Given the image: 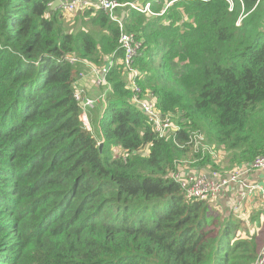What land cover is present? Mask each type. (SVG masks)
<instances>
[{"label": "trees", "instance_id": "trees-1", "mask_svg": "<svg viewBox=\"0 0 264 264\" xmlns=\"http://www.w3.org/2000/svg\"><path fill=\"white\" fill-rule=\"evenodd\" d=\"M114 1L138 75L104 10L66 21L52 0H0V264H252L258 235L186 199L171 174L264 156V0ZM85 63L105 71L99 91L81 81ZM133 81L170 137L133 102ZM76 89L104 96L92 132ZM194 133L226 159L194 152Z\"/></svg>", "mask_w": 264, "mask_h": 264}, {"label": "built area", "instance_id": "built-area-1", "mask_svg": "<svg viewBox=\"0 0 264 264\" xmlns=\"http://www.w3.org/2000/svg\"><path fill=\"white\" fill-rule=\"evenodd\" d=\"M57 0H52L51 6ZM61 2V10L66 13H74L80 7V9L92 8L95 7L97 10H104L109 18L121 27V36L119 44L121 49L125 53L124 64L126 68L132 72L134 75L138 73L132 69L131 65L133 64L138 50L140 48L139 43L136 41L135 36L124 32L123 29V18L122 14L124 10H119L120 5L114 0H58ZM86 6V7H85ZM132 8H137L135 5H132ZM149 6L147 5L144 9H140L143 13L148 11ZM64 60L75 65L79 63V60L74 56H67ZM87 68V73L93 78L95 84L100 86L105 84L107 81L105 79V71L99 70L90 65H84V70ZM81 78L86 77V71L81 72ZM77 93L75 95V100L81 104L82 111L80 113V118L82 122V127L88 131L92 132V126L90 117L88 115L89 111H92L97 107L101 102L104 96L99 98H85L83 99V94L86 93L83 90L76 89ZM140 90H137V94L133 97V102H136L139 105V108L147 115L149 123L152 125L154 131L159 134L161 138L170 137L171 133H174L176 129L175 125L171 122L170 119H162L159 111L156 110L153 103H149L143 98L140 97ZM178 130V129H176ZM203 141L200 133H194L192 137V144L194 149L197 151L200 148L201 142ZM252 170H259L264 173V156L257 157L253 162L241 165L234 169L227 177L222 176L220 173L213 172V177L215 179H210L203 172L198 171L197 169H189L179 164L177 171L171 174V178L180 186L181 191L184 197L188 200L194 201H206L210 202L211 200L217 198L222 191L229 188L231 183L240 184L244 186L243 175L249 173ZM252 264H264V245L258 253L256 259Z\"/></svg>", "mask_w": 264, "mask_h": 264}, {"label": "crops", "instance_id": "crops-1", "mask_svg": "<svg viewBox=\"0 0 264 264\" xmlns=\"http://www.w3.org/2000/svg\"><path fill=\"white\" fill-rule=\"evenodd\" d=\"M83 71L87 72L86 69ZM83 80L85 79H81V81ZM85 84L86 81L84 86ZM114 152L123 153L120 148H116ZM223 165L226 166L227 163ZM202 172L208 178L215 179L213 172H204V170ZM228 172V174L222 176L227 177L231 171ZM242 179L244 186L247 188L242 187L240 184L231 183L229 188L222 191L217 198L211 200V204H213L216 212L224 214V216L232 214L234 218L240 220L243 228L242 238H249L257 234L259 241L264 242V173L259 170H252L244 174Z\"/></svg>", "mask_w": 264, "mask_h": 264}, {"label": "rangeland", "instance_id": "rangeland-1", "mask_svg": "<svg viewBox=\"0 0 264 264\" xmlns=\"http://www.w3.org/2000/svg\"><path fill=\"white\" fill-rule=\"evenodd\" d=\"M229 3L231 2V0H227ZM52 7V6H51ZM83 7V6H82ZM82 7H80L79 9H78V11L76 10L74 13H66V12H63L65 15H64V19L67 21V20H72V19H74V18H76L77 17V15L80 13V9L82 8ZM86 7V6H85ZM87 9V8H86ZM82 10H85V9H82ZM121 47V46H120ZM85 65H90V64H88V63H85ZM86 70H87V68H85ZM86 75H87V78L85 79L86 81H87V89L88 90H91V89H94V90H98V86L96 85V87H95V85L93 84V82L91 81V79H93V78H91V76L86 72ZM135 78V77H134ZM127 80H130L128 77H127ZM131 88L133 89V90H136V92H137V90H138V87H137V83L136 82H132V86H131ZM87 89H86V91H87ZM99 91V90H98ZM99 105V104H98ZM97 105V106H98ZM97 108V107H96ZM96 108L95 109H93L92 110V112L94 111V110H96ZM147 116V115H146ZM149 121V120H148ZM172 122V121H171ZM173 123V122H172ZM201 136H202V138H203V141L201 142V145H200V148H199V150H195L194 148H193V150H194V152H201V154H202V156H205L206 155V153L207 152H212L213 153V159L215 160H217L218 162H222V160L224 159V158H226L227 156H228V154H227V152L223 149V148H221L218 152L216 151L217 149H219L218 147H215L214 145L213 146H211V145H209L207 142H206V136H205V134H200ZM116 155H121V153L119 152H114ZM123 156V155H122ZM124 158V157H123ZM232 170H234V168L232 169ZM232 170H229V171H232ZM212 207H214L213 206V204H211V203H209ZM212 209V208H211ZM264 245V244H263Z\"/></svg>", "mask_w": 264, "mask_h": 264}, {"label": "water", "instance_id": "water-1", "mask_svg": "<svg viewBox=\"0 0 264 264\" xmlns=\"http://www.w3.org/2000/svg\"><path fill=\"white\" fill-rule=\"evenodd\" d=\"M60 6H61V2L57 0V1H55L54 4L52 5V10L57 9V8H59ZM125 15H126V12H124V13L122 14V18H123V19H124ZM102 148H103V143H100L99 150L102 151ZM126 158H127V155H125V159H126Z\"/></svg>", "mask_w": 264, "mask_h": 264}, {"label": "clouds", "instance_id": "clouds-1", "mask_svg": "<svg viewBox=\"0 0 264 264\" xmlns=\"http://www.w3.org/2000/svg\"><path fill=\"white\" fill-rule=\"evenodd\" d=\"M53 4H54V3H53ZM123 13H124V12H123ZM95 137H96V136H95ZM100 143H103V141H99V145H100ZM121 155H123V157H124L123 159L126 160V159H125V155H126V154H125V153H121Z\"/></svg>", "mask_w": 264, "mask_h": 264}, {"label": "bare ground", "instance_id": "bare-ground-1", "mask_svg": "<svg viewBox=\"0 0 264 264\" xmlns=\"http://www.w3.org/2000/svg\"><path fill=\"white\" fill-rule=\"evenodd\" d=\"M83 6H84V4H83ZM140 45V44H139ZM138 55V54H137Z\"/></svg>", "mask_w": 264, "mask_h": 264}]
</instances>
